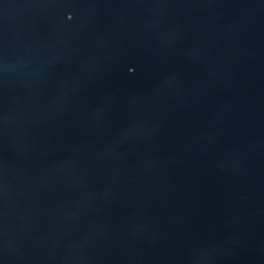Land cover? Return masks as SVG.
<instances>
[{
    "label": "water",
    "instance_id": "water-1",
    "mask_svg": "<svg viewBox=\"0 0 264 264\" xmlns=\"http://www.w3.org/2000/svg\"><path fill=\"white\" fill-rule=\"evenodd\" d=\"M0 264H264V0H0Z\"/></svg>",
    "mask_w": 264,
    "mask_h": 264
}]
</instances>
